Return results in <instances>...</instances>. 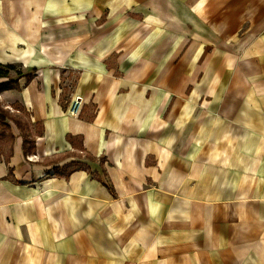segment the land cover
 I'll list each match as a JSON object with an SVG mask.
<instances>
[{
  "label": "crops",
  "instance_id": "0c3cea01",
  "mask_svg": "<svg viewBox=\"0 0 264 264\" xmlns=\"http://www.w3.org/2000/svg\"><path fill=\"white\" fill-rule=\"evenodd\" d=\"M0 64V264H264V0H0Z\"/></svg>",
  "mask_w": 264,
  "mask_h": 264
},
{
  "label": "rangeland",
  "instance_id": "374dc122",
  "mask_svg": "<svg viewBox=\"0 0 264 264\" xmlns=\"http://www.w3.org/2000/svg\"><path fill=\"white\" fill-rule=\"evenodd\" d=\"M8 72V79H4L6 80V82H8V80L10 79V81L14 80L16 77H17V73H20V74H24L26 72V70L20 66V65H14L13 68H10L7 70ZM0 78H2L0 76ZM3 83V84H6ZM4 86V85H2ZM0 105L2 106V103L0 102ZM15 115L21 117L23 120L24 119V116L25 114L23 113V110H20L18 112H14ZM9 134L7 133V130H5L4 128H0V153H6L9 151Z\"/></svg>",
  "mask_w": 264,
  "mask_h": 264
},
{
  "label": "trees",
  "instance_id": "16d2710c",
  "mask_svg": "<svg viewBox=\"0 0 264 264\" xmlns=\"http://www.w3.org/2000/svg\"><path fill=\"white\" fill-rule=\"evenodd\" d=\"M13 67H14L13 64H5V65L0 64V76L1 77H8L9 74H8L7 70L10 68H13ZM20 75H22V74L17 73V76H20ZM27 77L29 78V75ZM14 84H16V82H14V80L10 81V79H9L8 82H6V84H4V86L5 85H14ZM5 114H6V112H5ZM6 117H7V114L5 116H0V126L3 128H5V127L8 128L7 124H5ZM14 121H15V124L22 130L23 129L22 124L18 120H14ZM10 138H11V136H10Z\"/></svg>",
  "mask_w": 264,
  "mask_h": 264
},
{
  "label": "built area",
  "instance_id": "2783aa9c",
  "mask_svg": "<svg viewBox=\"0 0 264 264\" xmlns=\"http://www.w3.org/2000/svg\"><path fill=\"white\" fill-rule=\"evenodd\" d=\"M81 106V101L79 98H74L73 100H71L69 108H68V113L71 116H75L77 115L79 108ZM45 175H56L55 172L51 169L49 170V172L45 173Z\"/></svg>",
  "mask_w": 264,
  "mask_h": 264
}]
</instances>
